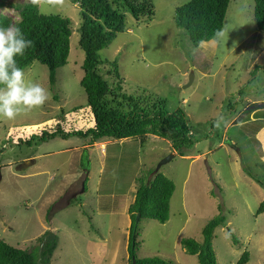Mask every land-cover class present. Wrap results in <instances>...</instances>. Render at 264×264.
<instances>
[{"label":"rangeland","instance_id":"374dc122","mask_svg":"<svg viewBox=\"0 0 264 264\" xmlns=\"http://www.w3.org/2000/svg\"><path fill=\"white\" fill-rule=\"evenodd\" d=\"M27 1L0 0V17L17 23L11 4ZM188 1L153 0L150 21L128 13L124 32L100 52L118 62L125 93L150 104L163 100L171 112L185 110L196 144L182 157L170 141L153 135L94 144L81 137L40 142L44 132L87 130L95 122L81 86L82 9L69 0H38L41 13L71 19V50L55 86L47 66L34 62L24 69L27 81L48 90L43 106L13 120L0 118V241L38 256L39 237L51 231L59 237L52 264H129V207L153 171L170 178L176 190L167 223H139L137 258L199 264L181 241L202 242L205 225L222 213L227 225L216 229L213 240L218 264H237L246 251L248 264H264V213L257 215L264 201V143L256 136L264 130V110L232 125L250 105L264 102V33L255 0H231L222 36L200 47L176 24V9ZM101 70L113 81L107 66Z\"/></svg>","mask_w":264,"mask_h":264},{"label":"trees","instance_id":"16d2710c","mask_svg":"<svg viewBox=\"0 0 264 264\" xmlns=\"http://www.w3.org/2000/svg\"><path fill=\"white\" fill-rule=\"evenodd\" d=\"M82 9L80 24V47L84 51V76L81 86L84 88L95 126L87 130L63 131L55 129L44 132L40 142L56 137L69 139L81 137L94 144L102 139H145L149 135L171 142L172 148L180 156H185L196 144L185 110L181 107L171 112L163 100L156 99L151 104L141 102L123 91V77L116 60L103 59L100 52L108 48L124 32L127 14L137 21H150L155 15L153 0H69ZM231 0H189L176 9V24L185 30L195 47L201 41H217V32L222 33ZM19 12L20 19L13 23L9 18L0 17V26H18L24 35L32 40V46L25 55L17 57V63L23 69L39 62L49 69L50 83L56 84L57 71L67 65L71 50L72 21L60 14H43L38 0H28L22 4H11ZM255 18L259 31L264 33V0H255ZM107 66V76L101 68ZM264 110L263 103L250 105L234 122L239 125L252 113ZM154 177L143 178L135 200L129 207L132 218L130 228L129 264H173L161 257L137 258L139 248V223L142 219H153L165 224L170 219L171 199L175 193V183L160 172L151 171ZM250 176L258 183L252 174ZM222 210V205L219 207ZM264 213V201L257 215ZM141 215L139 223L137 216ZM227 225V218L220 213L211 219L203 229V241L193 238L182 239L183 249L197 256L199 264H218L213 240L215 231ZM235 245L239 239L230 231ZM39 255L29 250L19 249L0 241V264H52V258L59 246L57 234L48 231L38 239ZM250 253L244 252L237 264H248Z\"/></svg>","mask_w":264,"mask_h":264},{"label":"clouds","instance_id":"9594fccd","mask_svg":"<svg viewBox=\"0 0 264 264\" xmlns=\"http://www.w3.org/2000/svg\"><path fill=\"white\" fill-rule=\"evenodd\" d=\"M221 36L217 32L216 38ZM32 43L18 26H0V118L13 120L21 111L39 108L49 99L48 90L40 82L27 81L17 63ZM223 119H217V126Z\"/></svg>","mask_w":264,"mask_h":264},{"label":"water","instance_id":"95a60500","mask_svg":"<svg viewBox=\"0 0 264 264\" xmlns=\"http://www.w3.org/2000/svg\"><path fill=\"white\" fill-rule=\"evenodd\" d=\"M193 78H194V75L192 74L191 75V77H190V84L192 83V81H193ZM189 84V85H190ZM174 154H171L168 158H166V159H164L163 161H162V163L160 164V168H161V166L163 165V164H165V163H167V162H169L171 159H173L174 158ZM89 161V160H88ZM85 162H87V161H84L83 162V169L86 167V163ZM88 167H89V163H88ZM0 180H1V169H0ZM140 218H141V215H138L137 216V223H139V221H140Z\"/></svg>","mask_w":264,"mask_h":264},{"label":"crops","instance_id":"0c3cea01","mask_svg":"<svg viewBox=\"0 0 264 264\" xmlns=\"http://www.w3.org/2000/svg\"><path fill=\"white\" fill-rule=\"evenodd\" d=\"M251 119H252V121H256V120H257V119L254 118V117H252ZM232 125L234 126V123H233ZM263 129H264V128H263ZM256 136H257V139H258L259 141H260V138H261V139H262V142L264 143V130H263V132H261L259 135L257 134ZM259 136H260V137H259ZM262 136H263V137H262ZM100 145H101L102 147L104 146V148H102V150H103V152H106V151H105V146H106V145L103 144V143H102V144L100 143ZM85 185H86V179L84 180V184H83V186L85 187ZM219 228H220V227H219Z\"/></svg>","mask_w":264,"mask_h":264}]
</instances>
